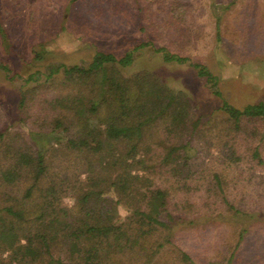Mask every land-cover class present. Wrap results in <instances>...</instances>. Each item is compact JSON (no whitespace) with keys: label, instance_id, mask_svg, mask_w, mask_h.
<instances>
[{"label":"rangeland","instance_id":"rangeland-1","mask_svg":"<svg viewBox=\"0 0 264 264\" xmlns=\"http://www.w3.org/2000/svg\"><path fill=\"white\" fill-rule=\"evenodd\" d=\"M0 24V171L16 149H37L33 133L47 130L54 115L44 100L73 92L60 83L62 72L46 79L49 67L86 65L99 51L120 57L148 42L122 73L150 72L185 93L195 117L211 120L184 145L191 166L178 187L175 176L160 178L179 220L150 264H264V124L248 119L234 130L221 107L222 99L235 107L264 102V0H0ZM160 47L206 65L221 97L189 63L165 62ZM47 159L52 175H74L82 161L53 149ZM25 182L0 176V199L22 195ZM75 204L73 195L59 204L40 201L48 208Z\"/></svg>","mask_w":264,"mask_h":264},{"label":"trees","instance_id":"trees-1","mask_svg":"<svg viewBox=\"0 0 264 264\" xmlns=\"http://www.w3.org/2000/svg\"><path fill=\"white\" fill-rule=\"evenodd\" d=\"M0 36L5 37L1 24ZM148 45L120 57L99 51L86 65L49 67L46 79L62 72L60 83H70L73 92L44 100L54 115L47 132L33 133L37 149H16L0 171L7 184L26 181L22 195L0 199V264H150L170 240L179 219L171 214L169 190L160 178L175 176L178 187L177 177L191 166L184 145L211 120L195 117L191 99L150 72L122 73ZM156 52L165 62L189 63L221 97L218 77L206 65L164 47ZM221 105L234 130L248 119L264 124V102L235 107L222 99ZM162 117L167 122H158ZM50 149L82 159L80 170L50 174ZM252 155L259 158L258 147ZM67 195L74 196V206L40 205L46 198L59 204ZM158 231L161 237L151 245Z\"/></svg>","mask_w":264,"mask_h":264}]
</instances>
